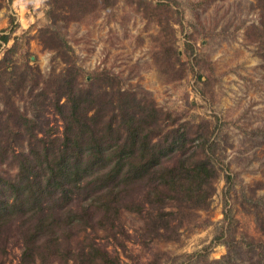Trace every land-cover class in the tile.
<instances>
[{"label": "rangeland", "instance_id": "1", "mask_svg": "<svg viewBox=\"0 0 264 264\" xmlns=\"http://www.w3.org/2000/svg\"><path fill=\"white\" fill-rule=\"evenodd\" d=\"M0 35V59L10 56L0 65L1 169L14 171L25 151L1 130L18 112L61 132L54 101L74 67L93 92L108 84L155 102L164 133L179 126L202 140L216 174L188 221L171 201L123 213L124 246L103 231L93 240L120 264H264V0H0ZM96 72L111 79L92 84ZM156 210L164 219L150 224ZM6 233L2 264H20L15 227Z\"/></svg>", "mask_w": 264, "mask_h": 264}, {"label": "trees", "instance_id": "2", "mask_svg": "<svg viewBox=\"0 0 264 264\" xmlns=\"http://www.w3.org/2000/svg\"><path fill=\"white\" fill-rule=\"evenodd\" d=\"M0 40L8 37L0 35ZM6 55L0 65L10 59ZM71 70L61 78L54 101L61 132L52 136L55 132L19 112L16 122L1 129L20 148L25 143V151L13 153L16 169L5 172L0 138V257L6 231L14 226L20 264H120L117 253L93 240L96 232L124 246L116 237L123 213L145 214L146 206L158 210L171 201L186 208L181 218L188 221L191 209L205 204L216 177L204 142L192 144L195 138L179 126L164 133L166 113L155 102L128 91L112 92L108 84L93 92L79 85L77 70ZM91 78L92 84L111 79L103 72ZM61 97L65 102L59 103ZM164 214L149 212V223Z\"/></svg>", "mask_w": 264, "mask_h": 264}]
</instances>
